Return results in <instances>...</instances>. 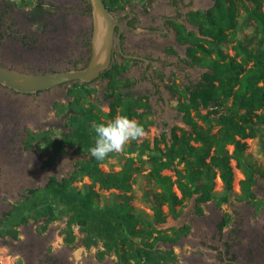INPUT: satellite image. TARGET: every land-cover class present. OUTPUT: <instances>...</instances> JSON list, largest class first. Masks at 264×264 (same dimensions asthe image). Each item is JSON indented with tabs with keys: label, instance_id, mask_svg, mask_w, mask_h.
Listing matches in <instances>:
<instances>
[{
	"label": "rangeland",
	"instance_id": "obj_1",
	"mask_svg": "<svg viewBox=\"0 0 264 264\" xmlns=\"http://www.w3.org/2000/svg\"><path fill=\"white\" fill-rule=\"evenodd\" d=\"M7 1L10 10L26 16L32 12L26 9H33L39 0ZM43 1L50 7L44 9L42 21L36 24L26 22L23 33L16 39L23 44L17 47L20 52L12 56L4 54L7 61L1 60L10 68L30 73L68 71L88 63L91 52L85 46L92 39V20L84 6L90 0ZM105 1L112 7L111 0ZM119 1L124 8L133 7L143 15L172 11L167 7L170 0ZM235 3L237 25L233 30L226 29L227 39L216 47L199 28L201 24L206 28L209 26L203 23L202 15L213 9V0H180V8L186 17L183 24L173 25L177 28V38L165 36L169 44L156 54L162 63L149 71L154 74L152 79L140 72L141 65L126 62L117 76L119 82L102 75L100 80L90 84L70 83L31 97L0 89L9 103L14 102L22 109L20 115L16 112L14 115L11 112L0 115V135L4 136L1 147L8 160L1 168L6 180L14 186L23 181L27 188L36 191L34 197L26 201H16L22 190L6 188L0 192L4 198L0 199V264H26L20 257L32 254H43L66 264H123L122 238L127 234V223L122 220L120 210L121 192L107 190L88 176L94 165L92 160L96 161L90 154L96 140L93 124H107L120 115L118 109L119 113L110 117V83L116 85L115 93H122L125 101L139 100L149 104L148 110H138L142 114L140 119H133L146 128L145 138L130 142L122 153H111L99 163V169L104 174L116 173L132 161L139 171L133 177L131 206L142 220L153 224L156 229L148 241L166 236L177 239L175 243L158 241L152 250L150 264H221L217 248L221 244L220 225L225 220L222 233L229 243L226 250L230 249L234 254L238 248L252 245L247 230H256L264 224V122L259 125L256 137L246 140L244 152L236 151L234 146L227 147L230 154L237 155L243 164L258 171L256 185L252 187L254 200L248 201L242 196L240 182L245 176L232 160L235 180L227 203L221 201L223 184L217 178L215 197L202 206L201 215L197 212L196 197H193L178 208L176 216L168 215L170 210L164 206L162 210L167 218L164 223L156 224L152 211L154 195L161 191V187L149 177L153 162L163 159L173 130L180 134L181 130L189 129L180 111L186 103L183 85L198 82L209 72L204 66L186 62V51L191 44L200 42L209 49L220 48L224 54L237 57L239 61L243 59L237 49L239 43L248 50L264 49L261 27L247 12L256 9L258 4L264 12V0H235ZM120 9L112 8L113 11ZM194 13L197 15L193 16ZM33 25L37 27L33 28ZM172 90L178 91V95ZM230 105L231 100H228L226 106ZM89 111L97 119L91 117ZM212 127L214 133L218 132V125L213 123ZM48 137L52 142H63V145L60 149L48 147L44 139ZM162 174L174 175L171 170ZM51 177L59 181L74 177L65 201L52 197L46 190ZM89 192L94 195L89 207L84 208L82 202ZM5 194L15 200L5 199ZM49 207L54 212L53 217L49 214ZM105 217L118 227L113 235L105 228ZM81 220H85V225H81ZM13 232H16L17 239L12 237ZM134 242L136 248L141 247L140 239H134ZM131 264L139 263L132 260ZM243 264L262 263L244 260Z\"/></svg>",
	"mask_w": 264,
	"mask_h": 264
},
{
	"label": "trees",
	"instance_id": "obj_2",
	"mask_svg": "<svg viewBox=\"0 0 264 264\" xmlns=\"http://www.w3.org/2000/svg\"><path fill=\"white\" fill-rule=\"evenodd\" d=\"M213 2V9L202 15L203 23L209 26L206 28L201 24L199 28L202 35L212 39L209 43L217 47L227 39L226 29H235L238 11L235 0H213ZM111 5L112 7L106 4L112 12L113 7L124 9L119 0H111ZM85 12L89 16L92 15L90 4H87ZM247 12L259 23L264 39V12L261 4ZM196 15L197 13L193 14ZM237 49L243 55L240 61L237 57L224 54L220 48L209 49L200 42H193L186 51V62L189 65L204 66L209 72L198 82L190 81L189 84L183 85V97L186 103L181 106L180 111L189 129L181 130L180 134L173 130L163 159L153 162L152 170L149 172L150 179L161 187V191L154 195L155 205L152 211L156 224L164 223L167 218L162 210L164 206L170 210L168 215L176 216L179 213L178 208H182L186 201L193 197H196L197 212L201 215L202 206L215 197L217 178L223 184L224 194L221 201L227 203L235 180L232 160L236 161L237 167L243 170L245 176L240 182L242 196L248 201L255 199L252 187L256 185L255 175L258 171L251 165L243 164L237 155L230 154L227 147L234 146L236 151L244 152L247 149L246 140L255 138L259 125L264 122V49L248 50L242 43L238 44ZM122 69L124 68L116 63L102 75L113 82H119L117 76ZM115 86L113 83L109 86L111 93L108 97L112 100L110 117L119 113L118 109H120V115L130 119H140L142 114L138 113V110H148L149 104L141 103L139 100L125 101L122 93H115ZM172 91L174 95H178V91ZM228 100H231L230 106H226ZM202 111H205V114ZM261 111L263 113L259 114ZM89 115L97 119L90 111ZM199 122L203 124L200 125ZM213 123L219 126L216 133L213 131ZM144 129L146 130L145 127ZM44 139L48 147L55 146L60 149L63 145L61 141L52 142L49 137ZM92 162L94 165L88 171V176L107 190L114 189L121 192L120 210L123 213L122 220L127 223V234L122 238L123 264H131L132 260L139 264H150L152 250L158 241L175 243L177 239L166 236L156 237L153 242L148 241L156 233V229L153 224L142 220L131 206L134 199L133 177L139 170L133 166L132 161H129L119 172L104 174L99 169L101 161L93 159ZM165 170H171L174 175H163ZM73 180L74 177L62 181L51 177L46 190L52 197L65 201L68 197L69 185ZM35 192V190L31 191L34 194ZM93 195L94 193L89 192L86 200L82 202L84 208L89 207ZM48 211L53 217L54 212L51 207ZM225 224L226 220L220 228ZM81 225H85V220H81ZM104 225L111 235L117 232L118 227L113 226L110 218L105 217ZM184 230L188 231V229ZM12 237L17 239L16 232H13ZM134 239L141 240L140 248H136Z\"/></svg>",
	"mask_w": 264,
	"mask_h": 264
},
{
	"label": "flooded vegetation",
	"instance_id": "obj_3",
	"mask_svg": "<svg viewBox=\"0 0 264 264\" xmlns=\"http://www.w3.org/2000/svg\"><path fill=\"white\" fill-rule=\"evenodd\" d=\"M180 0H170L168 3L171 12L169 13H157V14H147L143 15L136 11L133 7H126L117 11H111L113 16L123 15L120 19L122 24V31L120 35V45L122 52L117 44H115L112 55V64L118 63L121 67L125 65L126 62L131 64L141 65V73H145L148 79H152L154 74H150L149 71L155 66H160L162 63L156 57L157 53L162 52V47L168 46L169 41L166 39V35L177 38V28L173 26L174 24H183V18L186 17L185 12L182 11L179 4ZM184 1V0H182ZM7 0H0V65L9 67L5 61L6 58H3L4 54L10 56L20 51L17 49L19 45H23L22 42L17 41L16 39L20 37L24 29V24L28 23H40L44 18V1L39 0L33 7L32 13L30 15H19L16 13V10H10L7 4ZM87 4H90V1L85 3V10L87 9ZM91 5V4H90ZM166 7V8H167ZM89 16V15H88ZM92 20V15L90 16ZM93 29V22H92ZM119 35V28H116L115 37ZM21 47V46H20ZM85 49L91 52V44L89 43L85 46ZM5 61H3V60ZM89 63V62H88ZM88 63L76 67V69L85 68ZM13 69V67H11ZM111 69V68H110ZM109 69V70H110ZM102 75L96 80H100ZM94 81V82H96ZM188 82L187 84H189ZM59 86V87H63ZM1 90H6L13 92L17 96L31 97L34 95H25L18 94L10 89H7L0 85ZM50 91V90H49ZM43 93V92H42ZM39 94V93H37ZM4 112H11L12 115L16 112L18 115L21 114L22 109L17 107V105L12 102L9 103L8 97L0 91V115ZM19 126V125H18ZM4 136L0 135V192L8 189H17V191L22 190V194L17 197L16 201H26L29 198L34 197V193H31L33 189L27 188L26 183L20 182L18 186H14L10 181H7L4 175V170L1 168L6 161L4 155V149L1 147V141H3ZM27 188V189H26ZM24 190V191H23ZM5 199L15 200V197H10L5 194ZM0 199H4L0 195ZM15 204V202H14ZM219 239L220 246L217 248L219 251V257L221 259V264H243L244 260L247 262H256L264 264V224H260L256 230L248 229L247 238L252 243L251 246H246L241 249L238 248L235 250L234 254L230 253L225 249L226 246H229V243H226L224 234L222 233V228L219 229ZM230 253V254H229ZM242 254V255H241ZM26 264H66V262L56 260L53 257H47L43 254L41 255H29L20 257ZM241 259V260H239ZM240 261V262H239ZM192 264H201L192 263Z\"/></svg>",
	"mask_w": 264,
	"mask_h": 264
},
{
	"label": "water",
	"instance_id": "obj_4",
	"mask_svg": "<svg viewBox=\"0 0 264 264\" xmlns=\"http://www.w3.org/2000/svg\"><path fill=\"white\" fill-rule=\"evenodd\" d=\"M92 8L91 57L83 69L50 73H30L0 65V85L18 94L34 95L62 85L81 82L90 84L111 68L115 44L122 52L120 35L123 15L113 16L105 0H90ZM116 28L119 35L115 37Z\"/></svg>",
	"mask_w": 264,
	"mask_h": 264
},
{
	"label": "clouds",
	"instance_id": "obj_5",
	"mask_svg": "<svg viewBox=\"0 0 264 264\" xmlns=\"http://www.w3.org/2000/svg\"><path fill=\"white\" fill-rule=\"evenodd\" d=\"M45 10L49 4L43 5ZM26 11H32L27 8ZM37 25H33V28ZM96 133L95 146L90 149V154L97 161H103L111 153H122L125 146L132 141L140 142L145 138L146 132L136 120L124 115H118L113 121L104 124H93Z\"/></svg>",
	"mask_w": 264,
	"mask_h": 264
}]
</instances>
